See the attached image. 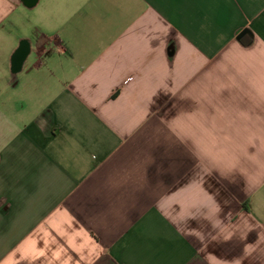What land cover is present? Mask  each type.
Segmentation results:
<instances>
[{"label": "crops", "instance_id": "crops-1", "mask_svg": "<svg viewBox=\"0 0 264 264\" xmlns=\"http://www.w3.org/2000/svg\"><path fill=\"white\" fill-rule=\"evenodd\" d=\"M0 264H264V0H0Z\"/></svg>", "mask_w": 264, "mask_h": 264}]
</instances>
